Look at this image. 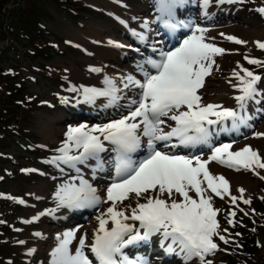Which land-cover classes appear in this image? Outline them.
<instances>
[{
  "label": "rangeland",
  "instance_id": "rangeland-1",
  "mask_svg": "<svg viewBox=\"0 0 264 264\" xmlns=\"http://www.w3.org/2000/svg\"><path fill=\"white\" fill-rule=\"evenodd\" d=\"M112 1L121 5L125 2L135 5L139 0ZM162 1L171 2L173 8L176 9L181 4L187 5L189 10H185L184 13L177 12L175 15L179 19L190 17L193 21L191 28L186 31L164 32V41H166L164 44L167 49H172L182 40L191 37L193 27L199 24L198 12L203 9L201 10L200 0H182L179 6L174 3L176 0L144 1L145 9L152 17L151 33L154 32L159 20L157 19L160 16L159 9L163 10L159 6ZM213 1L219 2L220 0ZM98 2L100 0H0V25H5L8 17L13 18L9 27L6 24L8 34L0 37V264H36L48 257L47 246L50 235L45 237L47 243L42 251L34 250L35 252L28 253L21 242L20 230L28 220V216L24 213L25 208L35 205L38 197L42 195L40 192L46 195L47 207L57 205L60 197L65 194L62 192L67 190L65 187L75 185L72 184L71 178L75 175L73 173L75 166L72 163L79 151L78 140L93 137L97 130L96 124L118 116L127 108L126 100L110 104L105 108L87 105L88 102L83 101L81 94L83 89L87 90L89 85L71 76V68L73 70L85 69L87 62L83 57H91L94 54L91 49L77 46L74 43L70 34L71 30L76 28L86 31L88 25L103 21L110 25L109 28L117 36L116 38L121 40L123 35L120 27L129 29L127 23L124 25L123 18L112 15ZM220 5L222 7L218 6L216 10L202 12L203 24L216 26L222 30L232 21L229 18L235 14V11H238L242 18H248V24L259 22L264 26V0H225L224 4ZM183 19H180L181 22ZM181 26L180 23L178 27L181 28ZM255 38L251 39L249 47L247 44H242L241 47L216 44L213 57L206 59L209 70L205 69V77H210V73L214 75L220 73L216 75L218 86L220 89L222 85L228 86L233 96L227 102L221 100L223 103L219 107H223L216 113L214 122L218 121L220 124L215 129L217 134L213 132L210 137L209 134L204 133L202 139H198L195 143L192 142L191 147L201 146V148L196 147L192 150L193 153H204L208 156L207 153L214 151L216 147H224L225 142L245 141L261 134L260 125L264 121V32ZM95 44H100V42ZM149 46H152L150 39L146 38L144 47L149 49ZM112 47L116 48V46ZM121 49L130 55L140 53L136 55L146 67V73L151 75L156 73L154 69L152 71L146 66L148 52L145 53L142 49L136 52L134 51L136 48L130 46L121 47ZM144 55H146L145 58ZM124 59V61H129L130 57ZM202 62L203 60L201 64ZM240 75L246 76L247 79L243 88L241 83H238ZM202 84L199 85V90H196L195 94L198 97H208L211 91L207 90L206 82ZM237 84L238 89L242 88V90L234 89ZM129 85L141 86L135 82ZM202 86L205 87L202 88ZM117 94L118 92L114 95ZM255 95H259L260 99L253 101ZM174 103L169 102L170 111L164 112L161 116V120H164L166 124L165 122L160 124V120L157 129L169 127L170 121H173L170 113L172 114L177 107ZM223 108L233 113L225 116ZM233 116H235L234 119L222 122V119ZM81 122L88 123L91 128L88 126L85 132H78L77 126ZM44 125L52 126L50 134L44 132ZM143 130H145V125L139 129L141 137L138 147L142 153H145L151 141H149L150 134L143 133ZM179 138L171 135L168 138L160 136L159 139L173 146V140H179ZM206 141L207 145L202 146L201 144ZM185 143L191 142L186 139ZM257 148L260 146L258 145ZM259 150H262L264 155V144L263 149ZM107 151V157L100 153L97 155L109 166L113 147L108 146ZM226 151L230 153V150L223 148L222 156L227 153ZM239 157L241 160L229 157L222 166L221 174L215 173L213 180H209L204 173H201L202 176L199 179L204 189L207 190H205L209 203L207 208L202 203H193L196 199H198L197 202H202L203 197L201 194L198 195L199 191H195L192 185L187 202L186 197L181 195L177 197L179 199L175 200L176 202L171 201L169 205L168 203L162 204V210L159 209V212L163 215L160 214L161 216L152 224L154 229L150 238L130 248L136 249L139 253L144 250L158 249L162 246L161 236L164 233H170L172 224L177 221L176 224L189 227L197 235L194 245L186 242L194 252L189 259L185 258L187 262L245 264L243 260L249 256V250L254 249L256 256L249 259L246 264H264V166L260 168L255 160L249 162L245 156ZM260 158L259 160L264 163V156ZM108 166L106 176L110 174ZM227 171L241 174L244 181L249 180L248 186H245V189L240 188L242 190L221 192V187L231 181V175H228ZM103 182L108 184L107 188L110 186L108 181ZM167 197L171 198L168 192ZM88 208L87 204L75 206V209L70 208L74 210L69 211L71 215L64 214L58 217L63 220L74 218L68 223L73 224L78 222L76 217L88 215ZM210 213L213 216H210ZM52 216L49 214V217L56 221L57 217ZM55 236L58 237L59 234ZM252 243L256 245L251 248ZM241 245H244V248H241ZM182 258L181 253L169 248L165 251L159 249L156 255L159 264H175ZM92 262L95 263L93 260Z\"/></svg>",
  "mask_w": 264,
  "mask_h": 264
},
{
  "label": "bare ground",
  "instance_id": "bare-ground-1",
  "mask_svg": "<svg viewBox=\"0 0 264 264\" xmlns=\"http://www.w3.org/2000/svg\"><path fill=\"white\" fill-rule=\"evenodd\" d=\"M144 1L147 0H139L135 5L126 2L121 5L112 0H100L98 3L101 7L112 15L123 18L125 20L124 25L127 23L129 29L123 26L120 27L121 34L123 35L121 36V40L116 38L117 36L109 28L110 25L103 21L88 25L86 31L76 28L71 30L70 34L74 43L77 46L80 45L91 49L94 54L91 57H83L84 61L87 62L85 69L73 70L71 68L70 72L71 76L75 77L76 80L79 79L86 83L87 86L89 85L87 90L84 88L81 94L83 101L85 103L88 102L87 105L105 108L109 107L110 104H117L124 100L127 101L125 111L120 112L114 118L111 117L96 124V132L93 137L87 139L89 143L96 145V152L100 151V154L105 157H107L108 151L107 149H103V144L106 140L102 137L106 132L110 131L104 130L106 126H112L113 128L125 124L133 126L135 125L133 121L140 117L141 111L151 108L160 99L165 100L168 104L169 102H172V104L175 102V106L177 105L172 114L170 113L173 121H170V124L168 123L169 127L160 128L159 131H155V125L154 127L152 126L153 124L144 121L146 126L145 131L146 133H150L151 138H149V141L151 142L148 143L145 153H139V150L136 148L133 172L130 177L116 178L113 172L108 174L109 176H106L107 162H103L100 156L94 154L96 152L92 151L93 153L91 152L83 157H80L78 153L75 161L72 163L75 166V170H73L75 175L71 179L72 184L75 185L65 187L67 190L62 192L65 194L60 197L57 205L51 208L47 207L45 204L46 195L40 192L43 196L38 197L35 205L25 208L24 213L28 216V220L22 227L23 229L20 230L21 242L26 247L28 253L34 250L42 251L43 246L47 243L45 237L47 235L51 236L47 246L48 257L44 261H38L36 264H95L92 262L93 259L90 254V246L94 238L105 231V229H108L112 223L119 221L121 217L137 224L142 215L147 214L152 216L154 222L162 214L159 212V209L162 210V204L168 203L169 205L171 201L172 203L175 200L177 201L179 199L177 197L181 195L186 197L185 201L187 202L189 199L188 193L193 186L195 191H199L198 195L201 194L203 197L202 202H197L198 199H196V201L193 200V203H202L207 208V205H209L206 198L207 190L204 189L205 187L201 183V179H199L203 173L209 180H213L214 174L221 172L222 166L229 157L240 159L239 156H245L249 162L255 160L260 168L264 166V163L259 160L261 156L262 158L264 156L261 152L262 150H259L260 148L263 149L264 144V121L260 125L259 131L261 134H257L245 141L225 142L224 147H216L214 151L207 153L208 156L204 153H193L194 151L192 150L196 147L201 148L200 145L193 147H191L193 143L181 145L186 139H188V142L190 139L194 143L198 139H201L199 138L201 135L190 127L191 118L195 116L204 117V115H213L216 117V113L223 107H219L223 103L221 100H226L225 102H227L233 96L228 86L222 85V89L218 86L216 75L220 73L216 75L210 73V77H205V69L209 70V66L205 61L209 57H213L216 44L222 43L229 47H241L242 44H247L249 47L253 38L259 37L264 32V26L260 25L259 22H253L251 25L248 24V18H242L241 13L238 11H235L233 16L230 15L232 17L229 19H232V21L223 27L222 30L216 26L203 24L202 12L216 10L218 6L222 7L220 4H224L225 0H220L219 2L200 0L199 2L202 5L201 10H203L198 12L199 24L193 27L191 37L182 40L174 48L167 49L164 44L166 42L164 41V37L160 33L158 35H155V32L151 33L153 26L151 24L152 17L148 15ZM182 2V0H176L174 3H177L179 6ZM159 6L163 9H159L160 16L165 17L164 15H170L174 18L175 24L179 20L175 14L177 12L184 13L185 10H189L187 5L183 6L182 4L178 9L173 8L171 2L166 3L162 1V4ZM186 18L188 21H191L190 17ZM146 38L150 39L152 46L148 52L156 65H158V60L162 58L161 55L166 54L163 65L159 68L158 72L152 75L146 73V67H144L142 60L136 54L133 53L130 55V53L121 49V47L130 46L147 52V49L144 47V40ZM94 42H100V44H95ZM112 46H116V48ZM126 57H130V60L124 61ZM201 60H203V64H201ZM148 76L150 77L147 78ZM240 76L241 78L238 83H241V87L243 88L247 83V79L244 75L243 77L242 75ZM132 82L139 83L141 86L132 87L129 85ZM203 82L204 84L205 82L207 83L208 87L206 88L211 91V94L208 97L199 96L195 101L193 99L195 91L199 90V85ZM204 87L202 86V88ZM242 88L238 89V84L234 87L238 91L242 90ZM117 92L118 94L114 95ZM234 95L236 94L234 93ZM258 98L260 99V96L255 95L253 101L258 100ZM222 110L223 115L229 113L227 108H223ZM169 111L168 109L166 110V112ZM160 115L161 113L157 117L160 118ZM234 117L224 118L222 122L228 119L232 120ZM163 122L165 121L161 120L160 124H164ZM219 125L217 121L216 123L212 122L210 125H207L208 127L204 126V133L212 137L211 133L214 132L217 134V130L215 129ZM47 126L44 125L47 129L44 128L43 130L45 133L50 134L52 126ZM88 126L86 122L79 123L77 126L79 128L78 132H85ZM89 128L91 127L89 126ZM171 135L174 138L180 137L179 140H173V146L159 139L160 136L168 138ZM82 142H84L83 138L78 140V144ZM201 145L205 147L207 141ZM258 145L260 148L256 149ZM223 148L228 151L230 150V153L226 151L227 153L222 156ZM114 153L116 152L114 151ZM110 157L111 161H109V166L111 168L113 167V165H110L113 155ZM226 173L231 175V181L229 180V184H224L226 186L221 185V192H233V190L245 189L244 187L248 186L249 180L244 181L241 174L228 171ZM105 180L109 182L110 186L108 188V184L106 185V182H103ZM76 191H79V197H76ZM167 192L170 193L171 198L169 199ZM224 200L226 199L224 198ZM85 204L89 206V213L84 217H76L78 222L68 224L70 219L74 218H66L63 220L61 217H58L59 215H68L70 214V210L74 211L72 209H75V206ZM212 213H210V216ZM49 214L53 215L52 217H57L56 221L50 218ZM176 223L178 222L176 221ZM144 225L145 222L142 221L141 226ZM150 232L152 234V228ZM55 234H59V236L56 237ZM151 234L149 233V238ZM142 240L143 238L138 236L136 244H139ZM160 241L163 247L160 246L153 251L152 249L144 250L141 253L134 251L136 254L132 255V253H125L124 251L126 250L122 249V253L120 251L121 254L119 253V255L132 258L134 261H136L137 257H143L146 258L148 264H159L156 260L157 251L159 249L165 251L166 248H169L175 249L183 255V258L175 264L199 263L186 261L194 252L192 251V247L188 246L185 242L184 236L174 234L173 232L164 233Z\"/></svg>",
  "mask_w": 264,
  "mask_h": 264
},
{
  "label": "trees",
  "instance_id": "trees-1",
  "mask_svg": "<svg viewBox=\"0 0 264 264\" xmlns=\"http://www.w3.org/2000/svg\"><path fill=\"white\" fill-rule=\"evenodd\" d=\"M62 1V0H61ZM4 14H5V12H3ZM6 15V14H5ZM7 16V15H6ZM12 16H10V17H8L7 19H6V24L8 25L7 27H9V25H11L10 23H11V21H12ZM6 24L5 25H0V37H5L7 34H8V28H6ZM40 50V49H39ZM256 245V243H252V246H251V248L253 247V246H255ZM241 248H244V245H241ZM256 256V251L254 250V249H251V250H249V256L247 257V258H245L244 260H243V262L246 264L247 262H248V260L249 259H252V258H254Z\"/></svg>",
  "mask_w": 264,
  "mask_h": 264
},
{
  "label": "water",
  "instance_id": "water-1",
  "mask_svg": "<svg viewBox=\"0 0 264 264\" xmlns=\"http://www.w3.org/2000/svg\"><path fill=\"white\" fill-rule=\"evenodd\" d=\"M184 236L191 244H193L197 239L196 235L192 232V230L187 227L184 229Z\"/></svg>",
  "mask_w": 264,
  "mask_h": 264
}]
</instances>
